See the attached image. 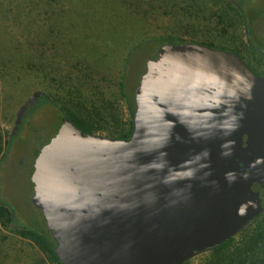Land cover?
I'll use <instances>...</instances> for the list:
<instances>
[{
	"label": "water",
	"instance_id": "water-1",
	"mask_svg": "<svg viewBox=\"0 0 264 264\" xmlns=\"http://www.w3.org/2000/svg\"><path fill=\"white\" fill-rule=\"evenodd\" d=\"M145 51L154 64L124 86L128 137L65 117L34 159L30 202L62 264H182L264 211V76L199 43ZM40 95L29 92L9 134Z\"/></svg>",
	"mask_w": 264,
	"mask_h": 264
},
{
	"label": "rangeland",
	"instance_id": "rangeland-1",
	"mask_svg": "<svg viewBox=\"0 0 264 264\" xmlns=\"http://www.w3.org/2000/svg\"><path fill=\"white\" fill-rule=\"evenodd\" d=\"M182 2L0 0L2 144L6 133L10 132L17 108L34 89L61 98H68L69 94L76 96L85 111L101 117L98 121L102 128L96 129V134L108 136L110 131L125 127L130 115L125 99L119 94V81L127 51L138 42L172 35L186 42L210 41L215 45L240 48L243 29L233 12L226 9L225 15L220 17V9L224 7L212 0H196L199 6L190 10ZM241 3L246 12L254 6L262 10V13L250 10V13L255 12V17L253 26L249 24V27L250 39L255 42V46H250L264 51V0ZM228 19L234 25L225 31ZM165 45L161 47L167 48V52L162 54L181 50L184 44L181 47ZM246 58L258 71H264L263 59L257 63L250 55ZM39 97L33 109L19 121L18 138L10 145V151L19 153L8 154L0 164V200L16 208L17 225L41 221V214L28 201L33 194L27 175L34 155L47 143L62 116L51 103ZM104 102H110L112 107L102 109L100 104ZM21 137L24 138L19 141ZM6 138L9 139V135ZM18 160L27 163L16 173ZM42 257L45 258L44 254L32 242L0 223V264H32ZM207 257L208 253L204 252L190 260L199 264Z\"/></svg>",
	"mask_w": 264,
	"mask_h": 264
},
{
	"label": "trees",
	"instance_id": "trees-1",
	"mask_svg": "<svg viewBox=\"0 0 264 264\" xmlns=\"http://www.w3.org/2000/svg\"><path fill=\"white\" fill-rule=\"evenodd\" d=\"M169 1V0H166ZM183 6L186 4V9H195L199 6V3L196 0H182ZM213 2H219L225 8L220 9L219 16L225 15V10H229L233 12L235 17L238 19L241 24V29H243L244 38L241 40L240 48L239 47H225L220 45H215L212 42H204L201 41L199 44L218 48L221 50H225L228 52H232L240 56L249 66V68L260 76H264V71H258L250 61H246V55H250L251 58L256 60L257 63H260L262 59L264 60V51H256L250 45L255 42L251 41L250 33H252L251 27L253 26V17H255V12L250 13V10L256 11L258 13H262V10L248 9L247 12L242 9V3L244 0H235L238 4V8L233 6L229 0H212ZM167 3V2H166ZM249 4V3H248ZM176 5V4H174ZM246 6V5H245ZM248 6V5H247ZM246 6V7H247ZM185 9V7H182ZM252 12V11H251ZM247 13V14H246ZM255 20V19H254ZM227 25L224 26L223 30L227 31L228 29H232L234 22L230 19L227 20ZM249 24L251 27H249ZM156 49H160L161 46H166L165 44H173L175 46H180L188 43H196L194 41L186 42L180 37L167 35L163 37L155 38ZM145 42H138L135 45L131 46L127 51L128 53L125 56L122 65V72L120 75L119 81V94L125 99L127 103V99L125 97V89L124 86L126 84V80H129L128 73H135L136 68L139 66H151L154 64V58L149 55L145 51ZM264 44V41H262ZM160 53L167 52V48L161 47V50H158ZM177 51V50H172ZM64 84V82H62ZM76 94L80 93L79 88H76ZM43 102L51 103L57 111H59L62 116L60 117V121L58 126L64 120V118H68L74 125H76L79 129L87 133H95L96 129L102 128L99 124L98 119L101 117L97 114H91L90 112L85 111L82 107V103L78 102V98L76 96L72 97L69 94V97H59L54 96L48 93L47 95H42L39 97ZM109 105V108H106V105ZM102 109H110L112 107L110 102H104L100 104ZM33 107L27 109V112H30ZM128 109V106H127ZM129 111V110H128ZM129 113V112H128ZM130 115V114H129ZM112 118H114L111 115ZM116 118V117H115ZM22 120V118H21ZM20 120V121H21ZM117 120V118H116ZM20 124V123H19ZM19 124L17 128L13 131V133H6V137L9 135V139L5 137L4 145L2 144V136L0 132V164L8 154H18L19 152L10 151V145L12 142L18 138L16 133L19 131ZM124 125V124H123ZM125 127H120L117 130H113L109 132L110 137L115 138H126L130 135L133 125L130 116L127 118L125 123ZM57 126V128H58ZM55 129L54 133L56 132ZM24 137L19 139L22 140ZM48 140V139H47ZM42 146V145H41ZM39 150V149H38ZM38 151L36 152L37 155ZM34 155V156H36ZM33 162V160H32ZM31 162V163H32ZM31 170V169H30ZM1 202V201H0ZM12 212L13 209L10 206H4L0 204V223L9 229L12 232H15L20 237L29 240L32 242L45 256L35 260L32 264H62L60 258L55 253L53 246L48 240L46 233V226L43 224L42 220L33 225H17L18 228H14L15 220L12 221ZM208 257L203 261V263L199 264H264V211L256 216L246 227L243 228L235 237H231L225 242L219 244L218 246L208 250ZM182 264H193L191 260H187Z\"/></svg>",
	"mask_w": 264,
	"mask_h": 264
},
{
	"label": "flooded vegetation",
	"instance_id": "flooded-vegetation-1",
	"mask_svg": "<svg viewBox=\"0 0 264 264\" xmlns=\"http://www.w3.org/2000/svg\"><path fill=\"white\" fill-rule=\"evenodd\" d=\"M155 61V60H154ZM27 111V110H26ZM26 114V112L24 113V115ZM24 115H23V117H24ZM23 117H22V119H23ZM54 134V133H53ZM52 134V135H53ZM50 138H51V136H50ZM49 138V139H50ZM49 139L47 140V142L49 141ZM41 148V147H40ZM39 148V149H40ZM39 151V150H38ZM36 157V156H35ZM35 159V158H34ZM34 159H33V162H32V164H31V166H30V169L31 170H29L28 168H29V165L27 166V169L29 170L28 171V175H27V179H28V183H29V189H30V186H31V192L33 191V184H32V182H31V179H30V177H31V174H32V171H33V163H34ZM27 163V162H26ZM25 162H23V161H21V160H18V163H17V165H16V169H15V171H16V173L18 172V169L19 168H21V167H23L24 166V164H26ZM32 194H33V192H32ZM30 197L28 198V201L30 202ZM1 201V200H0ZM0 204L2 205H4V206H9L8 204H6V203H4L3 201H1L0 202ZM12 206H15L14 204L12 205ZM35 208V211L37 210L40 214H41V212L39 211V209H37L36 207H34ZM13 209V212H12V221H14L15 220V216H16V212H15V210H16V208H12ZM19 209V208H18ZM14 228H18L17 227V224H16V221H15V225L13 226Z\"/></svg>",
	"mask_w": 264,
	"mask_h": 264
}]
</instances>
